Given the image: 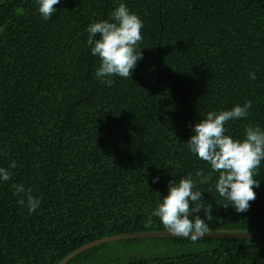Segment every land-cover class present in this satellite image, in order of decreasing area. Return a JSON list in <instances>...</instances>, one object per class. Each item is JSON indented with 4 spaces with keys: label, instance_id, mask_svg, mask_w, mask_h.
<instances>
[{
    "label": "trees",
    "instance_id": "16d2710c",
    "mask_svg": "<svg viewBox=\"0 0 264 264\" xmlns=\"http://www.w3.org/2000/svg\"><path fill=\"white\" fill-rule=\"evenodd\" d=\"M125 3L143 21L131 77L95 78L90 23ZM45 21L35 0H0V264H56L115 234L166 230L148 216L171 180L210 169L189 153L191 128L210 111L250 101L227 122L242 139L264 129V0H60ZM255 72L256 80L249 78ZM158 182L153 183V178ZM216 174L199 185L208 232L264 229V161L247 212L221 206ZM41 200L29 214L14 185ZM190 207L192 204L190 202ZM119 242L127 253L104 249ZM264 264V235L133 237L100 243L65 264Z\"/></svg>",
    "mask_w": 264,
    "mask_h": 264
},
{
    "label": "clouds",
    "instance_id": "9594fccd",
    "mask_svg": "<svg viewBox=\"0 0 264 264\" xmlns=\"http://www.w3.org/2000/svg\"><path fill=\"white\" fill-rule=\"evenodd\" d=\"M59 3L60 0H35L36 11L47 21L57 11L54 5ZM143 26L139 16L123 2L111 12L109 19L87 25L85 43L90 54L99 61L95 78L105 86H112L113 77L130 78L132 70L143 59V48H138ZM248 76L252 80L257 79L255 72H249ZM251 107V102L245 101L229 110L210 111L192 125V134L185 145L190 154L208 165L210 172L205 175L197 170L195 177L198 179L189 174L178 181L171 180L167 185V195L160 196L149 213V223L152 217H156L171 236L193 241L206 234L209 231L206 219L196 215L202 209L203 191L198 184H207L212 180V174H216L214 188L223 201L221 206L231 207L236 213L247 212L250 201L256 198L253 188L259 187L254 176L264 161V129L249 124L244 129L243 138L236 139L226 134L225 125L229 121L246 118ZM16 167L15 160L10 161L7 167L0 166V183L8 182L11 169ZM156 182L158 177L153 178V183ZM14 189L18 205L29 214L39 208L41 200L33 196L30 189L23 184H15Z\"/></svg>",
    "mask_w": 264,
    "mask_h": 264
},
{
    "label": "water",
    "instance_id": "95a60500",
    "mask_svg": "<svg viewBox=\"0 0 264 264\" xmlns=\"http://www.w3.org/2000/svg\"><path fill=\"white\" fill-rule=\"evenodd\" d=\"M264 235V229L257 231H216V232H207L201 237H255ZM133 237H172L166 230H158V231H135L128 233H121L110 235L106 237H101L97 240L86 243L79 248L73 250L69 254H67L64 258H62L56 264H65L69 259H71L76 254L89 249L90 247H94L100 243L119 240L123 238H133ZM199 237V238H201Z\"/></svg>",
    "mask_w": 264,
    "mask_h": 264
},
{
    "label": "rangeland",
    "instance_id": "374dc122",
    "mask_svg": "<svg viewBox=\"0 0 264 264\" xmlns=\"http://www.w3.org/2000/svg\"><path fill=\"white\" fill-rule=\"evenodd\" d=\"M104 249H106V252H108L109 250H112V251H115L118 252L117 253H127V252H130L133 250V248H123L119 242H113L111 244H108ZM107 260H99L97 264H103L105 263Z\"/></svg>",
    "mask_w": 264,
    "mask_h": 264
}]
</instances>
